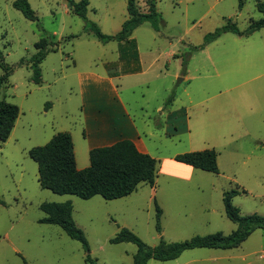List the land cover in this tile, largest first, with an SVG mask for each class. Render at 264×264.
<instances>
[{"label": "rangeland", "instance_id": "1", "mask_svg": "<svg viewBox=\"0 0 264 264\" xmlns=\"http://www.w3.org/2000/svg\"><path fill=\"white\" fill-rule=\"evenodd\" d=\"M15 1L0 0V77L1 62L12 68L0 84V100L20 109L10 138L0 141V264H88L81 243L41 223L43 203L73 204L74 221L99 264H133L136 245L111 243L123 228L152 247L161 240L231 234L237 225L225 213L227 191L246 192L233 199L242 215L264 216V28L206 43L228 23L245 31L258 21L257 0H155L162 21L134 31L135 47L100 42L65 0H28L36 21L16 10ZM148 1L136 0L140 13L149 12ZM87 18L104 34L116 35L129 19L128 0H90ZM43 38L52 51L40 65L37 85L31 60ZM136 53L142 71L126 75L123 69ZM106 115L141 133L159 161L155 186L140 184L132 195L113 201L43 189L29 151L70 132L80 157L78 142L86 145ZM207 149L218 152V174L193 168L177 177L178 155ZM156 204L163 211L161 233ZM148 264H264V231L238 248L190 250L177 260Z\"/></svg>", "mask_w": 264, "mask_h": 264}, {"label": "trees", "instance_id": "2", "mask_svg": "<svg viewBox=\"0 0 264 264\" xmlns=\"http://www.w3.org/2000/svg\"><path fill=\"white\" fill-rule=\"evenodd\" d=\"M72 12L86 22L87 30L92 32L103 44L109 42L131 43L134 31L146 22H151L155 28L162 15L157 11L155 0L148 1V13L143 14L138 10L136 0H128L129 19L116 35H106L97 24L87 18L90 0H65ZM16 10L20 11L26 19L36 21L37 16L28 0H17L13 3ZM243 1L240 3V8ZM257 10L262 15L258 21H251L249 28L242 31L234 23H228L221 29L206 38V43L217 40L225 33H233L240 37H249L264 28V1L257 0ZM49 41L41 39L36 44L38 52L31 60L33 69L32 82L37 85L42 83L41 63L49 51ZM56 51V50H54ZM122 56L127 58L126 47L121 48ZM1 57V54H0ZM138 61V54H135ZM186 65V61L184 62ZM3 75L0 84L9 79L11 66L1 62ZM11 73V74H10ZM174 96L168 100L167 105L173 102ZM20 116L17 105L0 100V141L6 142ZM30 158L38 165L39 183L43 189L58 195H73L84 200L100 196L107 201L122 199L132 195L138 190L140 184L154 187L156 184L158 160L149 154L138 150L131 140H122L111 146L95 148L90 151V166L79 170L77 168L74 142L69 132H59L44 146L34 147L29 151ZM176 162L192 166L206 172L218 174V152L207 149L178 155ZM246 193L245 191L231 190L224 193L223 203L227 218L237 225V229L229 235L215 233L206 236H195L183 242H166L161 240L157 246H149L140 237L127 228L111 240L113 244L132 243L137 246L133 264H148L151 260L162 262L177 260L187 251L196 249H223L230 250L240 247L257 230L264 231V216L257 214L244 216L239 208L233 204L235 196ZM40 209L46 216L41 223L60 227L71 239L83 245L87 252L86 263L99 264L97 259L90 255L89 245L85 233L76 225L73 218V204L43 203ZM156 231L161 233L162 209L156 204Z\"/></svg>", "mask_w": 264, "mask_h": 264}, {"label": "crops", "instance_id": "3", "mask_svg": "<svg viewBox=\"0 0 264 264\" xmlns=\"http://www.w3.org/2000/svg\"><path fill=\"white\" fill-rule=\"evenodd\" d=\"M139 62H140L139 60L134 61L130 65L128 62V65H126L128 67L126 70L123 69V73L125 72L126 75H131L134 73H136V74L141 73V71H142L141 67H140V65L139 66L137 65ZM134 67H137V68H134ZM123 68H124V66H123ZM110 76H111L110 79H113L115 77L111 74H110ZM183 80H187V76ZM82 92L84 95H85V93H88L87 90L86 91L83 90ZM95 107L96 106L94 104L90 106V108H92V109ZM169 109H170V115L173 114V103H171L169 105ZM110 118L111 117H107V115H106L102 120L103 124L99 127V129L96 131V133L95 134L90 133V136L85 138V140L88 141V143H86V145L83 144V142L82 143L78 142L80 144L79 149H81L80 157H78V151H77L78 148H77L75 139H74L73 135L69 132L73 138L77 168L79 170H83V169L90 166V164H89L90 161L87 158L85 153H87V155H89V158H90V151L92 149L111 146V145H113L119 141H122V140L133 141L136 144V146L140 152L149 154L152 157H154L150 148H149V145L144 140V138L141 136V133L138 131V129L133 127V125L132 126L129 125L128 123H126V124L125 123H121V124L112 123ZM89 131L92 132L91 129ZM83 154H84V156H83ZM154 158L158 160V158H156V157H154ZM173 164L175 166H177L176 167L177 169H180V172L176 174V175H178L177 177H183V178L185 177V175L183 173H181V171L186 172L189 175H190V173H194L193 170H195V169H193L192 166H188V165H185L182 163H178L175 160H174Z\"/></svg>", "mask_w": 264, "mask_h": 264}]
</instances>
